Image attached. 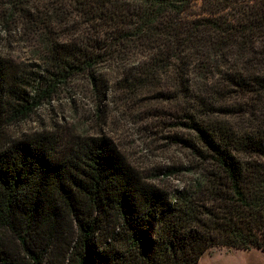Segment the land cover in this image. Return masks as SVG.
<instances>
[{
    "label": "trees",
    "instance_id": "1",
    "mask_svg": "<svg viewBox=\"0 0 264 264\" xmlns=\"http://www.w3.org/2000/svg\"><path fill=\"white\" fill-rule=\"evenodd\" d=\"M41 63L0 56V264H199L211 248L264 252V0H12ZM133 63V68H125ZM140 93L175 76L194 155L188 185L142 178L105 136L11 139L85 77ZM17 239V260L4 233Z\"/></svg>",
    "mask_w": 264,
    "mask_h": 264
},
{
    "label": "rangeland",
    "instance_id": "2",
    "mask_svg": "<svg viewBox=\"0 0 264 264\" xmlns=\"http://www.w3.org/2000/svg\"><path fill=\"white\" fill-rule=\"evenodd\" d=\"M12 0H0V56L26 66L41 63L40 47L30 25L11 7ZM130 63L125 68H133ZM102 72L111 90L100 95L85 77L61 86L57 95L37 108L27 120L9 128L11 139L25 138L39 132L57 130L66 140L105 136L125 162L146 181L173 191L188 185L194 165L193 151L176 143L175 136L189 138L186 107L172 97L175 76L163 75L154 86L140 93H130L117 85L124 67L105 65ZM10 252L24 260L17 239L4 234ZM53 263L61 264L55 254ZM199 264H264V252L214 247Z\"/></svg>",
    "mask_w": 264,
    "mask_h": 264
}]
</instances>
